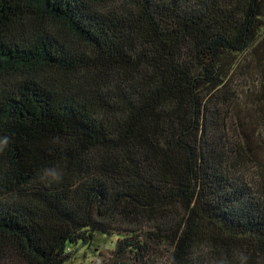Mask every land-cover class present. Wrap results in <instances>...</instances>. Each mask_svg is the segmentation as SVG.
<instances>
[{
	"label": "trees",
	"instance_id": "1",
	"mask_svg": "<svg viewBox=\"0 0 264 264\" xmlns=\"http://www.w3.org/2000/svg\"><path fill=\"white\" fill-rule=\"evenodd\" d=\"M262 128L264 0H0V264H264Z\"/></svg>",
	"mask_w": 264,
	"mask_h": 264
},
{
	"label": "rangeland",
	"instance_id": "2",
	"mask_svg": "<svg viewBox=\"0 0 264 264\" xmlns=\"http://www.w3.org/2000/svg\"><path fill=\"white\" fill-rule=\"evenodd\" d=\"M250 72H242L238 74L234 84L241 94V90H244L245 94L250 95V91L254 89L255 82L253 81ZM249 95L248 98H249ZM253 99V97H250ZM244 101L250 104V100L246 97L243 98ZM243 101V100H241ZM260 138L264 140V128L261 129ZM259 147L261 157L264 158V146L260 144L259 141L256 142ZM116 236H105L102 234H96L92 240V243L87 247L78 248L77 252L74 254L72 259L66 264H103L108 263L111 258V252L113 251L116 243ZM161 255L158 257V262L165 263L169 256L168 249H161Z\"/></svg>",
	"mask_w": 264,
	"mask_h": 264
},
{
	"label": "clouds",
	"instance_id": "3",
	"mask_svg": "<svg viewBox=\"0 0 264 264\" xmlns=\"http://www.w3.org/2000/svg\"><path fill=\"white\" fill-rule=\"evenodd\" d=\"M58 140V138H56ZM11 138L7 135L0 137V153H3L9 146ZM64 172L57 166H47L39 170L38 180L46 187H51L53 184H59L63 181ZM233 259H229L226 254H221L218 258L211 261V264H248L249 257L243 251L233 253ZM168 264H176L175 257H171Z\"/></svg>",
	"mask_w": 264,
	"mask_h": 264
}]
</instances>
